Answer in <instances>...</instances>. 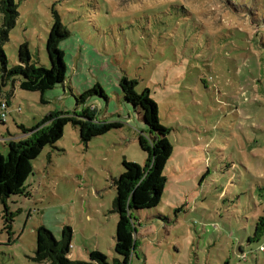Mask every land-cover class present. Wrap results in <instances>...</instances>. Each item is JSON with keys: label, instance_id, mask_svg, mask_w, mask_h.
Wrapping results in <instances>:
<instances>
[{"label": "rangeland", "instance_id": "374dc122", "mask_svg": "<svg viewBox=\"0 0 264 264\" xmlns=\"http://www.w3.org/2000/svg\"><path fill=\"white\" fill-rule=\"evenodd\" d=\"M14 1L7 67L22 42L33 64L49 66L55 11L71 32L59 45L67 81L44 93L46 103L15 84L0 89L11 102L0 142L24 139L20 126L54 111L80 110L75 96L96 82L109 98L91 102L97 117L122 127L83 144L67 124L42 149L23 188L0 202V264H42L33 260L40 226L56 239L71 228L72 260L90 251L120 259L113 179L123 160L146 159L140 120L117 91L123 75L148 89L173 149L159 204L132 212L130 264H264V0Z\"/></svg>", "mask_w": 264, "mask_h": 264}, {"label": "trees", "instance_id": "16d2710c", "mask_svg": "<svg viewBox=\"0 0 264 264\" xmlns=\"http://www.w3.org/2000/svg\"><path fill=\"white\" fill-rule=\"evenodd\" d=\"M17 16V4L14 0H0V89L8 83L13 86L17 84L21 90L38 92L40 102L46 103L44 93L55 87H64L67 81V66L63 59L65 53L59 45L71 32L62 23L57 12L53 11L45 43L49 66L33 64L28 44L22 42L17 48V64L8 68L2 46L8 40V33ZM136 86V79L123 75L117 88L122 102L132 108L140 120L142 128L138 134V145L146 153L142 166L123 160L122 172L113 179L115 197L112 212L118 217L114 252L120 259L108 262L103 253L90 251L86 261L72 260L71 228L63 226L56 239L48 229L40 226L36 229L34 261L42 264H130L136 250L132 212L150 209L159 204L166 183L163 171L173 150L167 138L168 129L159 123L156 102L150 97L147 88L137 92ZM108 99L105 90L96 82L75 96V106H79L80 110H57L44 116L31 128L20 126L25 138L9 140L6 155L0 153V202L23 188L27 177L32 173V162L45 146H53L62 137L65 125L71 124L77 128L83 144L111 129L122 127L119 121L100 120L97 117V110L91 102H107ZM7 104L9 105L8 101ZM4 122L0 121V124L3 125Z\"/></svg>", "mask_w": 264, "mask_h": 264}, {"label": "built area", "instance_id": "2783aa9c", "mask_svg": "<svg viewBox=\"0 0 264 264\" xmlns=\"http://www.w3.org/2000/svg\"><path fill=\"white\" fill-rule=\"evenodd\" d=\"M8 107L7 100L0 99V121L6 120V109Z\"/></svg>", "mask_w": 264, "mask_h": 264}, {"label": "crops", "instance_id": "0c3cea01", "mask_svg": "<svg viewBox=\"0 0 264 264\" xmlns=\"http://www.w3.org/2000/svg\"><path fill=\"white\" fill-rule=\"evenodd\" d=\"M17 85V84H16ZM13 86V85H12ZM9 103H11V102H9ZM9 139H6V138H4V140L3 141H1L0 143H6L5 145H6V147H7V141H8ZM10 140H12V139H10ZM5 148V147H4ZM72 255V254H71Z\"/></svg>", "mask_w": 264, "mask_h": 264}]
</instances>
